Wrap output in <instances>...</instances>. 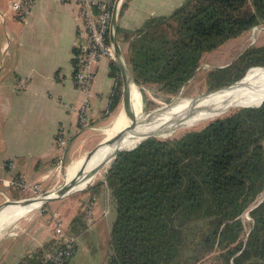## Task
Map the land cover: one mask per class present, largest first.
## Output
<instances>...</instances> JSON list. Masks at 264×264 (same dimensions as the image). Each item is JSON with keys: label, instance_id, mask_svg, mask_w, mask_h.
I'll return each mask as SVG.
<instances>
[{"label": "trees", "instance_id": "1", "mask_svg": "<svg viewBox=\"0 0 264 264\" xmlns=\"http://www.w3.org/2000/svg\"><path fill=\"white\" fill-rule=\"evenodd\" d=\"M126 6L124 1L119 16ZM262 23L264 0H185L139 28L117 25V40L127 44L123 57L134 83L162 92L168 101L193 78L205 53ZM252 67H264V45H251L211 70L208 88L232 84ZM109 76L116 83L108 104L112 113L123 96L115 60ZM104 186L116 210L106 264H196L205 257L213 264H264V101L178 138L149 137L118 152L104 181L85 189L95 197ZM244 213L250 218L247 232ZM73 223L81 224L80 217ZM43 262L39 250L18 264Z\"/></svg>", "mask_w": 264, "mask_h": 264}, {"label": "crops", "instance_id": "2", "mask_svg": "<svg viewBox=\"0 0 264 264\" xmlns=\"http://www.w3.org/2000/svg\"><path fill=\"white\" fill-rule=\"evenodd\" d=\"M10 1L0 0V203L40 194L60 181L63 168L65 175L74 168L90 150L91 131L105 129L109 117L105 111L114 87V79L109 76L110 60L102 58L94 66L90 126L79 128L75 109L84 96L73 84L72 62L75 43L79 41L80 4L101 0H33L23 19L11 12ZM124 1L127 6L118 15L117 25L135 29L150 17L170 15L185 0ZM118 46L123 56L127 44L118 41ZM20 81H24L22 87ZM59 130L64 132L67 145L62 152V166L57 169L56 160L61 153L56 142ZM105 174L106 171H99L90 185L104 181ZM17 182H22L25 190ZM91 197V192L84 188L43 204L45 207L38 212L29 209L1 218L0 264H18L39 250L45 258L58 243L49 219L55 212L61 215L66 231L77 240L76 252L67 264H74L79 250L86 254L90 264H106L115 204L104 186L95 196L94 208L88 215ZM78 217L84 225L82 229L80 223H73ZM6 237L11 239L9 243H4ZM104 242L106 253L102 254Z\"/></svg>", "mask_w": 264, "mask_h": 264}, {"label": "built area", "instance_id": "3", "mask_svg": "<svg viewBox=\"0 0 264 264\" xmlns=\"http://www.w3.org/2000/svg\"><path fill=\"white\" fill-rule=\"evenodd\" d=\"M70 2L72 0H61ZM33 0H11L9 9L20 19H23ZM122 0H101L96 4H80V26L78 28L79 41L75 43L76 52L73 55L72 64L73 84L83 94L79 106L75 109L77 113V126L84 128L89 123L90 90L95 75L94 66L102 59L115 60L111 44L107 43L106 36L110 31L111 17L114 7L119 9ZM24 81H20V86ZM114 81V85H115ZM106 114H110L108 109ZM57 148L61 151L56 162L57 169L62 166V152L67 145V138L62 130L57 133ZM18 187L25 190L22 182H17ZM35 188H37L35 186ZM93 203V202H91ZM88 209V207H87ZM92 211V207L89 208ZM63 225V224H62ZM62 225L56 221L54 224L53 237L58 241L57 246L46 254L42 264H66L73 257L77 248V240L64 231Z\"/></svg>", "mask_w": 264, "mask_h": 264}, {"label": "bare ground", "instance_id": "4", "mask_svg": "<svg viewBox=\"0 0 264 264\" xmlns=\"http://www.w3.org/2000/svg\"><path fill=\"white\" fill-rule=\"evenodd\" d=\"M263 98V68H252L248 70L242 80L233 87L224 90L222 89L220 91H212L203 97L180 98L174 104H171L173 101L172 100L169 104L151 112H141L140 114H135L132 95V106L130 111L134 113L136 119L133 120L131 117L125 116L123 111H121L116 122L105 133L104 137L106 138L110 135L122 132L128 124H134L135 122V128L137 132L140 133V135L136 138H133V141L130 140L129 144L127 143V145L123 146V148H129L144 137L172 131L184 125H190L200 121H207L214 117L223 115L239 107L240 105L258 104ZM97 156H99V154ZM96 157L89 161V166L95 165L97 163ZM79 165L80 161L67 174L64 182L73 178ZM85 183V181L79 183L77 188H82ZM9 203L10 200H7L3 204ZM39 206L40 201H31V203L25 205L16 204V206H7L6 209L0 214V220L3 217L7 219L12 215L17 216L26 210L38 208Z\"/></svg>", "mask_w": 264, "mask_h": 264}, {"label": "rangeland", "instance_id": "5", "mask_svg": "<svg viewBox=\"0 0 264 264\" xmlns=\"http://www.w3.org/2000/svg\"><path fill=\"white\" fill-rule=\"evenodd\" d=\"M251 45H257V46L264 45V23L256 26L255 28H251L250 30L243 32L240 36H238L236 38L227 40L223 45H221L217 49H214L211 52L205 53L201 58L199 68L196 70L193 78L191 80H189L180 89V92L176 96L171 97L168 101H165V99L169 98V96L167 97L166 95H164L160 91L151 90L150 88H147L144 86H138V88H133L134 91H133L132 95H133V102H134L133 104H134L135 114H140L141 112L153 111L155 109H158L160 107H163V106L169 104V102L171 100H173L171 102V104H174L180 98H197V97L205 96L207 93H209L208 91L210 90L208 88L207 81H206L207 74L211 70H214L215 68H222V67L227 66L243 50H245L247 47H250ZM233 110H235V109H233ZM233 110H231V111H233ZM121 111H122V98H121V101H120L118 107L116 108V110L114 112L108 114L109 117L106 120L105 129L103 128V132H98V131H102V130H94V131H91V133H90L91 136L88 135L89 136L88 139L90 142L89 149H92L93 147H95L98 143H100L105 138L104 137L105 133L116 122ZM231 111H229L223 115H226V114L230 113ZM223 115H220V117ZM217 117H219V116H217ZM214 118H216V117H214ZM214 118H212V119H214ZM212 119L207 120V121H200V122L190 124V125H184V126H181L179 128H176L172 131H168V132H164V133H158V134H154L152 136L156 137V139L178 138L182 134H184L188 131L197 130V129L202 128L204 125H206ZM88 125H89V123L84 128L88 127ZM1 126H2V122H1V117H0V129H1ZM152 136H150V137H152ZM89 149L87 148V150H89ZM107 165L104 166L100 170V172H103V170L106 171ZM65 173H66V168H63L60 172V179H59L60 181H58V183L55 186H53V187L49 186L46 189H44L43 191L44 192H51V191L57 189L59 186H61L64 183V180L66 179V176H67V175H65ZM97 178H99V177H97ZM50 185H52V184H50ZM1 188L4 190L5 186H1ZM18 190L21 191L20 188H18ZM77 192L78 191H74L71 194L73 195V194H76ZM37 195H38V193H37ZM95 201H96L95 197H91L90 200L88 201V204H87V207H88L87 214L88 215H90L92 213V211H89V208L92 207V210H93L94 205H95V203H94ZM91 202H93V203H91ZM41 209H43V206H39L38 208L33 209L31 212H38ZM115 215H116V210H115ZM49 219H50V223L52 224V234H53L54 224L56 223V221H58L61 225L63 224V221H62L61 215H59L56 212L51 213ZM241 219H242L244 226H245V232H247L249 225H250V218L248 216V213H244L242 215ZM9 227L3 233H6L7 230L9 229ZM62 228L64 231L66 230L64 228V225H62ZM9 241H11V239L9 237H6V239L4 240V243H9ZM57 244L58 243H56V245ZM103 252L106 253L105 242L102 244V247H101V253L103 254ZM108 254H109V248H108ZM87 258L88 257L86 256V254L79 250V252L73 258V260H75L74 264H90ZM106 261H107V259H106ZM196 264H213V261L210 258L205 257Z\"/></svg>", "mask_w": 264, "mask_h": 264}, {"label": "water", "instance_id": "6", "mask_svg": "<svg viewBox=\"0 0 264 264\" xmlns=\"http://www.w3.org/2000/svg\"><path fill=\"white\" fill-rule=\"evenodd\" d=\"M117 17H118V12L117 8L114 7L113 12H112V17H111V24H110V31H109V38H110V44L112 46L113 52H114V58L115 61L119 67L122 81H123V96H122V111L125 116L131 117L133 120L136 119V116L134 113H132L131 106H132V91L133 88L136 87L138 88V85L134 83L132 74L130 72V69L128 68V65L123 58L119 46H118V41H117ZM255 28V27H253ZM252 68H263L264 67H252ZM250 68V69H252ZM248 69V70H250ZM247 70V71H248ZM246 71V72H247ZM246 74V73H245ZM244 74V75H245ZM244 75L237 80L236 82L229 84L227 86L215 88L212 90H209L208 92L212 91H220L224 90L230 87L235 86L238 84ZM172 101V100H171ZM170 101V102H171ZM264 101V98L255 105H240L239 107L235 108H256L259 107L262 102ZM169 102V103H170ZM160 109V108H158ZM151 112V111H150ZM136 124H128L122 132L110 135L106 138H104L100 143H98L95 147L90 149L86 154H84L79 160H80V165L78 166V169L71 178V180L64 182L61 186H59L57 189L51 191V192H42L40 194H35L33 196L29 197H24L20 199H14L10 200L9 204H3L0 203V214L2 211L6 209L7 206L10 205H15L16 204H29L31 201H40V206L43 204L63 198L74 191H80L83 190L84 188L87 187V185L94 179L95 175L107 164H109L117 155L118 152L123 151V150H131L134 149L137 145H139L142 141L147 139L150 136L144 137L140 139L138 142L133 144L129 148H123L124 145L129 144L130 140H134L133 138H136L137 136L140 135V133L137 132L136 130ZM154 137V136H152ZM156 138V137H154ZM105 148V150H104ZM99 154V156H97ZM97 156V157H96ZM97 158V163L95 165L89 166V161H91L93 158ZM85 181V185L82 188H77V185L81 182ZM8 228V227H7Z\"/></svg>", "mask_w": 264, "mask_h": 264}]
</instances>
